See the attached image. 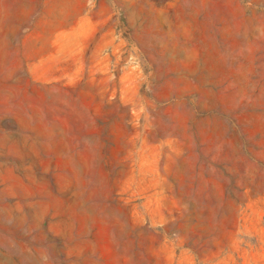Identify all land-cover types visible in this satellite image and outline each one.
<instances>
[{
  "label": "rangeland",
  "instance_id": "obj_1",
  "mask_svg": "<svg viewBox=\"0 0 264 264\" xmlns=\"http://www.w3.org/2000/svg\"><path fill=\"white\" fill-rule=\"evenodd\" d=\"M0 264H264V0H0Z\"/></svg>",
  "mask_w": 264,
  "mask_h": 264
}]
</instances>
